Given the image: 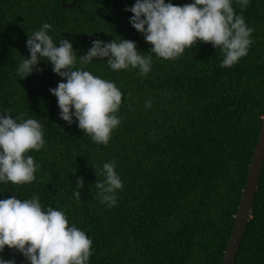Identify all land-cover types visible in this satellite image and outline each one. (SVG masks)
<instances>
[{
    "label": "trees",
    "instance_id": "1",
    "mask_svg": "<svg viewBox=\"0 0 264 264\" xmlns=\"http://www.w3.org/2000/svg\"><path fill=\"white\" fill-rule=\"evenodd\" d=\"M64 1L67 6L62 0H0V113L36 119L45 140L40 151L27 153L40 166L36 179L0 182V199L39 196L44 211H63L69 226L92 240L89 264H222L264 116V0H249L244 9L232 0L254 31L247 55L230 68L220 67V48L202 42L175 60L150 53L152 45L129 22L133 13L125 11L135 0ZM43 23L52 25L54 43H72L77 68L123 93L116 113L121 123L107 146L83 133L75 117L71 126L61 119L49 89L66 80L50 62L41 59L42 71L18 75L23 57H30L28 35ZM112 39L134 41L138 52L152 56L147 76L138 68L113 71L106 59L80 65L94 40ZM112 161L123 188L110 208L96 182ZM77 177L84 188L76 189ZM74 189L82 194L79 202ZM0 256L28 264L7 246ZM234 264H264V168Z\"/></svg>",
    "mask_w": 264,
    "mask_h": 264
},
{
    "label": "clouds",
    "instance_id": "2",
    "mask_svg": "<svg viewBox=\"0 0 264 264\" xmlns=\"http://www.w3.org/2000/svg\"><path fill=\"white\" fill-rule=\"evenodd\" d=\"M237 3L244 9L249 0ZM125 11L133 13L129 22L152 45L150 53L164 60H175L185 49L202 42L220 48V67L230 68L247 55L252 44L254 29L248 27L243 15L235 13L232 0H194L183 6L165 0H135ZM51 28V24L43 23L38 31L28 35L30 57H23L18 75L24 79L34 71H42L37 67L41 59L50 62L52 71L66 80L49 89L57 98L61 119L71 126L75 117L83 133L107 146L113 130L121 123L116 113L123 93L114 82L77 68L72 43L67 39L54 43L48 34ZM94 58L106 59L113 71L138 68L141 76H147L152 67V56L142 55L136 42L127 39L107 43L94 40L86 55L79 56L80 65H87ZM145 106L150 108L151 101H146ZM3 113L7 112L0 113V182L30 184L40 166L27 153L45 146L43 125L36 119H24L23 114L13 119ZM115 167V161L104 163L99 174L105 179L96 182L101 202L110 208L117 203L116 191L123 188ZM82 188L84 179L77 177L76 189ZM76 189L74 196L79 202L82 194ZM5 246L22 253L28 264H89L92 240L75 225L69 226L63 211L52 207L44 211L39 196L24 200L11 196L0 199V253ZM0 264L16 262L0 256Z\"/></svg>",
    "mask_w": 264,
    "mask_h": 264
},
{
    "label": "water",
    "instance_id": "3",
    "mask_svg": "<svg viewBox=\"0 0 264 264\" xmlns=\"http://www.w3.org/2000/svg\"><path fill=\"white\" fill-rule=\"evenodd\" d=\"M63 6H67L62 0ZM264 168V116L257 145L247 175L245 187L235 216L234 227L223 256L222 264H234L241 246L249 220L251 219L253 203L258 191L259 182Z\"/></svg>",
    "mask_w": 264,
    "mask_h": 264
}]
</instances>
